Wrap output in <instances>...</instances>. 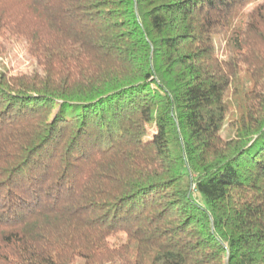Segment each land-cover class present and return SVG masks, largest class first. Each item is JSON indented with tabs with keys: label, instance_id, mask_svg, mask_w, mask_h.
<instances>
[{
	"label": "trees",
	"instance_id": "16d2710c",
	"mask_svg": "<svg viewBox=\"0 0 264 264\" xmlns=\"http://www.w3.org/2000/svg\"><path fill=\"white\" fill-rule=\"evenodd\" d=\"M0 264H264V0H0Z\"/></svg>",
	"mask_w": 264,
	"mask_h": 264
},
{
	"label": "rangeland",
	"instance_id": "374dc122",
	"mask_svg": "<svg viewBox=\"0 0 264 264\" xmlns=\"http://www.w3.org/2000/svg\"><path fill=\"white\" fill-rule=\"evenodd\" d=\"M6 51H0V62L8 65L14 73L31 72L36 68V61L27 52L25 42L13 39L6 44ZM84 258H78L74 264H83Z\"/></svg>",
	"mask_w": 264,
	"mask_h": 264
}]
</instances>
